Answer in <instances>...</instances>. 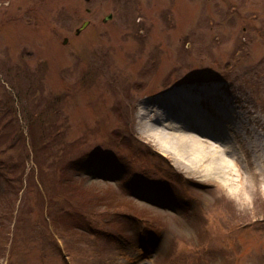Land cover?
Here are the masks:
<instances>
[{
    "label": "rangeland",
    "instance_id": "obj_1",
    "mask_svg": "<svg viewBox=\"0 0 264 264\" xmlns=\"http://www.w3.org/2000/svg\"><path fill=\"white\" fill-rule=\"evenodd\" d=\"M176 86L203 161L138 117ZM0 264H264V0H0Z\"/></svg>",
    "mask_w": 264,
    "mask_h": 264
},
{
    "label": "bare ground",
    "instance_id": "obj_2",
    "mask_svg": "<svg viewBox=\"0 0 264 264\" xmlns=\"http://www.w3.org/2000/svg\"><path fill=\"white\" fill-rule=\"evenodd\" d=\"M188 90L185 93L184 90L176 87L154 98L151 97L150 100L142 101L138 117L144 125L143 129L153 134V137L158 140L157 143L163 150H175L178 155L180 152H186L187 154L196 156L197 153L199 159L203 161L200 154L195 151L200 149L199 147L202 145L199 139H203V132H212L217 135L220 129L217 130L214 119H211L212 116L206 121V113L202 111L204 108L200 104L201 100L194 96L191 92L192 90ZM178 92H180V96H176ZM181 92L184 93L181 94ZM190 102H192V111L188 106L189 104H187ZM218 113L223 115V111H218ZM165 129H174L179 132L188 130L191 133H170L169 131L165 132ZM223 131L225 130L223 129ZM215 143L218 145L216 150L222 154L218 155L221 163V169L218 173L222 174V180L225 183H220L227 186L230 185L233 189L243 194L244 189L238 177L240 171L232 169L231 171L226 168L227 165L236 168L238 166L237 157L231 153L221 138L218 139L217 137ZM210 146L213 145L210 144ZM197 171H204L209 174L216 173L211 167L204 164L200 165Z\"/></svg>",
    "mask_w": 264,
    "mask_h": 264
},
{
    "label": "water",
    "instance_id": "obj_3",
    "mask_svg": "<svg viewBox=\"0 0 264 264\" xmlns=\"http://www.w3.org/2000/svg\"><path fill=\"white\" fill-rule=\"evenodd\" d=\"M108 17H110V15H108L106 18H108ZM87 23H88V20H85V21L81 24V26H79V27L77 28L76 32H79V30H80L81 28L85 27V26L87 25ZM66 41H67V38H64V42H66Z\"/></svg>",
    "mask_w": 264,
    "mask_h": 264
}]
</instances>
